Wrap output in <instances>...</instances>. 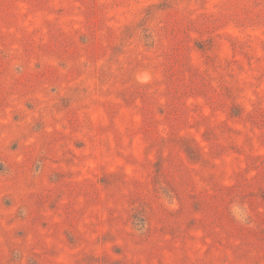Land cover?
I'll return each instance as SVG.
<instances>
[{"label": "rangeland", "instance_id": "obj_1", "mask_svg": "<svg viewBox=\"0 0 264 264\" xmlns=\"http://www.w3.org/2000/svg\"><path fill=\"white\" fill-rule=\"evenodd\" d=\"M0 264H264V0H0Z\"/></svg>", "mask_w": 264, "mask_h": 264}]
</instances>
